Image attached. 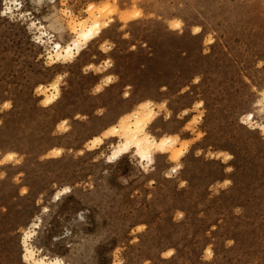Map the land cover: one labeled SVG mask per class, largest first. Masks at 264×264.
Returning <instances> with one entry per match:
<instances>
[{
    "label": "rangeland",
    "instance_id": "rangeland-1",
    "mask_svg": "<svg viewBox=\"0 0 264 264\" xmlns=\"http://www.w3.org/2000/svg\"><path fill=\"white\" fill-rule=\"evenodd\" d=\"M37 259L264 264V0H0V264Z\"/></svg>",
    "mask_w": 264,
    "mask_h": 264
},
{
    "label": "bare ground",
    "instance_id": "bare-ground-1",
    "mask_svg": "<svg viewBox=\"0 0 264 264\" xmlns=\"http://www.w3.org/2000/svg\"><path fill=\"white\" fill-rule=\"evenodd\" d=\"M90 34V32H87V35L86 36H88ZM74 46V47H73ZM73 46H69L68 45V47H66L65 49H64V47L62 46V44H60V43H56V47H57V49H56V51H55V55L59 58V57H61V56H65V55H72L73 54V49L74 48H77L78 50H80L79 49V47H80V43H78V41L77 42H74V44H73ZM64 52H66V54H64ZM144 141L143 140H139L138 141V151L142 154L141 156H143V157H151L150 155V152L148 151L149 150V147L148 146H145L144 145ZM28 249H30V248H28ZM27 249V250H28ZM29 251V254L33 257V252H32V250L30 249V250H28ZM36 261V263H38V264H63L61 261H58V262H53V263H48L46 260H44V259H37V260H35Z\"/></svg>",
    "mask_w": 264,
    "mask_h": 264
}]
</instances>
